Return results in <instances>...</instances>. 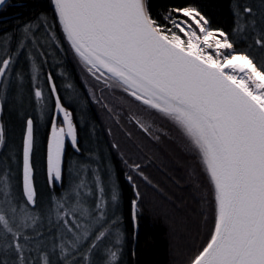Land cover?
I'll use <instances>...</instances> for the list:
<instances>
[{
  "label": "snow or ice",
  "instance_id": "6c2138e0",
  "mask_svg": "<svg viewBox=\"0 0 264 264\" xmlns=\"http://www.w3.org/2000/svg\"><path fill=\"white\" fill-rule=\"evenodd\" d=\"M8 7L27 15L0 20V264H139L154 197L191 234L152 168L199 194L171 264H264V0Z\"/></svg>",
  "mask_w": 264,
  "mask_h": 264
},
{
  "label": "trees",
  "instance_id": "16d2710c",
  "mask_svg": "<svg viewBox=\"0 0 264 264\" xmlns=\"http://www.w3.org/2000/svg\"><path fill=\"white\" fill-rule=\"evenodd\" d=\"M29 2L31 0H14L15 4ZM21 13L27 15L26 10L15 7L0 9V20L7 18L9 21H13ZM218 22L226 24L227 19H219ZM175 175L186 177V181H183L182 185H176L168 181L157 182L173 197L174 201L182 205L180 215L186 218L191 234L185 231L183 227H180L179 222L173 234L170 231L172 228L170 219H165V215L171 212V202L165 203L159 197L151 198L145 204L141 217L139 243L136 245L139 264H171L174 258L179 261L181 259L180 254L177 252L175 256L173 255L170 247L172 244L183 250L185 245H191L193 240L197 243L200 241V237L196 235L195 227H193L199 222L197 216L200 211V204L197 203L199 194L195 191L194 180L191 181L189 179L185 169L176 171ZM200 183L203 184L204 181H200Z\"/></svg>",
  "mask_w": 264,
  "mask_h": 264
},
{
  "label": "flooded vegetation",
  "instance_id": "af4514ba",
  "mask_svg": "<svg viewBox=\"0 0 264 264\" xmlns=\"http://www.w3.org/2000/svg\"><path fill=\"white\" fill-rule=\"evenodd\" d=\"M149 174L152 176V178L155 181H169L165 178L164 175H161L155 168H152L149 170ZM182 181H186V177H183L182 175L179 176ZM200 181H204L202 178H200Z\"/></svg>",
  "mask_w": 264,
  "mask_h": 264
},
{
  "label": "rangeland",
  "instance_id": "374dc122",
  "mask_svg": "<svg viewBox=\"0 0 264 264\" xmlns=\"http://www.w3.org/2000/svg\"><path fill=\"white\" fill-rule=\"evenodd\" d=\"M191 181L193 180V179H191V178H189ZM189 181V180H188ZM168 182H170V181H168ZM198 217V219H199V215L197 216ZM177 260V259H176ZM180 260V259H179Z\"/></svg>",
  "mask_w": 264,
  "mask_h": 264
}]
</instances>
